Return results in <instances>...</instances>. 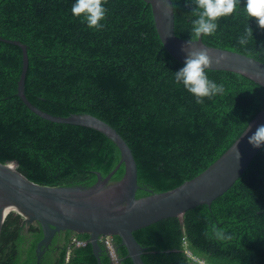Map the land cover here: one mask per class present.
<instances>
[{
	"label": "trees",
	"instance_id": "1",
	"mask_svg": "<svg viewBox=\"0 0 264 264\" xmlns=\"http://www.w3.org/2000/svg\"><path fill=\"white\" fill-rule=\"evenodd\" d=\"M174 33L187 39L194 5L171 0ZM101 27H89L71 12L74 0H0V36L26 44L27 99L53 115L88 113L110 124L131 149L137 166L136 197L169 190L202 172L264 108V87L245 76L205 69L224 91L197 102L175 81L183 63L163 47L145 0H102ZM239 0L219 17L203 43L252 56L264 63V27ZM251 27L246 44L240 38ZM21 49L0 41V162H15L27 179L49 186H89L119 162L117 145L85 126L45 120L17 96ZM124 174L120 164L111 180ZM9 212L0 229V264H16L21 254L32 264L43 236L38 222L27 225ZM215 229L223 230L218 237ZM145 248L144 264H264V146L236 181L208 206L188 209L133 231ZM74 238L70 264H98L88 233ZM31 243L23 250V240ZM119 264H133L112 235ZM101 243V242H100ZM101 264H112L104 245ZM190 249L203 263L192 261ZM64 251L60 264L64 262ZM23 262V263H24Z\"/></svg>",
	"mask_w": 264,
	"mask_h": 264
},
{
	"label": "water",
	"instance_id": "2",
	"mask_svg": "<svg viewBox=\"0 0 264 264\" xmlns=\"http://www.w3.org/2000/svg\"><path fill=\"white\" fill-rule=\"evenodd\" d=\"M151 8L155 30L164 49L180 63L185 62L189 49H206L210 65L206 69L225 70L245 76L264 87V63L258 59L229 49L203 43L201 35L195 39L181 38L174 33V9L171 0H145ZM0 41L21 49V70L17 80V96L39 117L56 123L80 125L96 129L109 137L120 151L119 162L105 176L95 172L97 179L89 186H49L27 179L15 162H0V229L8 213L7 208L22 217L24 223L38 222L43 236L38 245L47 243L61 230L88 233L94 254L99 260L100 236L117 235L127 249L133 264H144L141 254L145 248L133 231L169 217L181 218L184 212L200 204L210 205L242 174L262 147H254L248 137L258 125L264 124V108L247 124L233 143L207 168L178 186L143 197H136L137 166L130 147L110 124L88 113L58 116L33 105L25 96L24 80L28 65L26 44L3 38ZM191 41V43H189ZM238 152V154H237ZM124 164L121 179L111 177Z\"/></svg>",
	"mask_w": 264,
	"mask_h": 264
},
{
	"label": "clouds",
	"instance_id": "3",
	"mask_svg": "<svg viewBox=\"0 0 264 264\" xmlns=\"http://www.w3.org/2000/svg\"><path fill=\"white\" fill-rule=\"evenodd\" d=\"M189 6L194 5L195 18L192 20L191 31L197 36L201 34H212L217 28L219 17L232 14L239 0H186ZM245 10L250 17H255L259 26L264 27V0H245ZM71 12L81 17L89 27H101L100 21L105 17L106 10L102 0H74ZM253 29L249 27L245 36L240 38L241 44H246V36ZM191 43V41H189ZM210 65V58L206 49H189L188 55L182 67L175 71V81L182 84L190 93L194 94L197 102L203 97H211L222 94L223 85L211 80L205 69ZM254 147L264 146V124L258 125L254 132L248 137ZM238 154V152H237ZM216 235L222 239L225 236L223 230L215 229Z\"/></svg>",
	"mask_w": 264,
	"mask_h": 264
},
{
	"label": "flooded vegetation",
	"instance_id": "4",
	"mask_svg": "<svg viewBox=\"0 0 264 264\" xmlns=\"http://www.w3.org/2000/svg\"><path fill=\"white\" fill-rule=\"evenodd\" d=\"M77 232L71 231V230H61L59 232H56L53 234L52 238L49 242L38 245L39 242H36L34 251H35V258L34 262H31L32 264H60L61 260V254L64 253V262L63 264H70L72 252L74 249L79 248L77 244H71L72 238L75 236ZM100 239L98 240L99 245V260H100V254L103 250V247L101 246ZM31 243L30 240H23L21 243V246L23 250ZM84 245V244H83ZM70 248L69 257L65 259L66 251ZM27 256L25 254H21V256L17 257V263L16 264H25L24 261H27ZM111 260V259H110ZM24 262V263H23ZM112 264L114 262L111 260ZM101 263V261H100Z\"/></svg>",
	"mask_w": 264,
	"mask_h": 264
},
{
	"label": "built area",
	"instance_id": "5",
	"mask_svg": "<svg viewBox=\"0 0 264 264\" xmlns=\"http://www.w3.org/2000/svg\"><path fill=\"white\" fill-rule=\"evenodd\" d=\"M99 239H100L101 243L104 245L109 258L115 264L118 263L119 262V258L116 255L115 245H114V243L112 241V236L111 235L100 236ZM71 244L72 245L73 244L83 245L84 242L73 237L72 240H71ZM69 253H70V248L67 249V251H66L65 259L69 257ZM184 253L192 261H195V262H198V263H203L202 260H200L197 256L193 255V252L190 249L186 248L184 250Z\"/></svg>",
	"mask_w": 264,
	"mask_h": 264
},
{
	"label": "bare ground",
	"instance_id": "6",
	"mask_svg": "<svg viewBox=\"0 0 264 264\" xmlns=\"http://www.w3.org/2000/svg\"><path fill=\"white\" fill-rule=\"evenodd\" d=\"M13 210H14V209H12V208H7V209L5 210V213L13 212Z\"/></svg>",
	"mask_w": 264,
	"mask_h": 264
},
{
	"label": "rangeland",
	"instance_id": "7",
	"mask_svg": "<svg viewBox=\"0 0 264 264\" xmlns=\"http://www.w3.org/2000/svg\"><path fill=\"white\" fill-rule=\"evenodd\" d=\"M14 212V211H13ZM27 225H29V224H27V223H25V225L23 226V230H26V228H27ZM115 264V263H114ZM116 264H119V262L118 263H116Z\"/></svg>",
	"mask_w": 264,
	"mask_h": 264
}]
</instances>
